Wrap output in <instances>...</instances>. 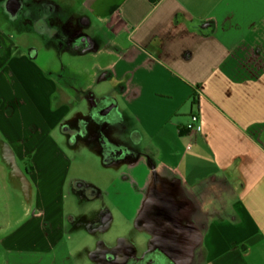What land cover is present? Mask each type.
Returning a JSON list of instances; mask_svg holds the SVG:
<instances>
[{"label":"crops","instance_id":"0c3cea01","mask_svg":"<svg viewBox=\"0 0 264 264\" xmlns=\"http://www.w3.org/2000/svg\"><path fill=\"white\" fill-rule=\"evenodd\" d=\"M41 1L81 21L72 56L90 67L75 68L79 88L63 86L16 53L6 14L37 24L39 0H0V264H70L62 239L71 158L53 133L83 130L81 118L67 119L96 81L109 85L91 106L111 100L119 144L134 137L142 152L127 165L136 213L161 181H174L175 222L183 233L193 226L196 264H264V0ZM193 113L200 132L185 128ZM8 188L31 198L9 230Z\"/></svg>","mask_w":264,"mask_h":264},{"label":"rangeland","instance_id":"374dc122","mask_svg":"<svg viewBox=\"0 0 264 264\" xmlns=\"http://www.w3.org/2000/svg\"><path fill=\"white\" fill-rule=\"evenodd\" d=\"M35 5L41 7L35 12L39 18L37 24L33 23V16L32 21L24 20L23 11L14 19L6 14L4 27L16 42L15 52H26L61 85L79 88L84 79L73 73L75 68L81 65L90 67L89 60L72 56L78 51L72 36L83 28L81 21L68 22L61 10L47 12L41 0ZM108 85L105 81H96L86 97L78 99L75 96L76 104L67 122L72 125L75 119L81 118L83 130L67 135L60 127L53 133L71 158L64 189L62 239L63 253L70 264H123L127 250L132 251L135 258L142 259L167 240L160 236L163 227L144 210L136 213L140 195L128 181L130 158L112 156V146L126 141L119 122L111 115L99 118L91 106V98L99 100ZM169 145L172 149L181 147L178 142ZM172 157L166 154L162 159L168 161ZM136 170L140 172L142 166ZM7 193L12 198L9 224L5 228L9 230L26 219L25 207L31 198L11 188Z\"/></svg>","mask_w":264,"mask_h":264},{"label":"flooded vegetation","instance_id":"af4514ba","mask_svg":"<svg viewBox=\"0 0 264 264\" xmlns=\"http://www.w3.org/2000/svg\"><path fill=\"white\" fill-rule=\"evenodd\" d=\"M83 39L84 36L81 33L72 36V41L75 44ZM112 105L111 100L94 102L93 111L99 118H107L110 115L114 118ZM131 140L129 144L113 145L111 148L112 156L115 158L129 157L130 160H136L142 152L136 148L137 140L134 137ZM144 155L149 164L154 166L152 156ZM174 189V181L168 183L161 181V189L151 195L150 200L143 208L155 223L163 227L164 230L160 236L166 237L169 240L168 244L165 247L158 246L156 250L146 253L142 259L135 258L133 252L127 250L123 264H196L194 246L197 240L193 234V226L190 227V231L183 233L175 222V215L181 211L182 204L175 200ZM187 210L195 212V207L189 204Z\"/></svg>","mask_w":264,"mask_h":264},{"label":"built area","instance_id":"2783aa9c","mask_svg":"<svg viewBox=\"0 0 264 264\" xmlns=\"http://www.w3.org/2000/svg\"><path fill=\"white\" fill-rule=\"evenodd\" d=\"M154 2H159L160 0H153ZM185 128L191 132H200L202 130V125L199 121V115L196 113L191 114L190 121L185 125ZM190 148V146H188Z\"/></svg>","mask_w":264,"mask_h":264},{"label":"trees","instance_id":"16d2710c","mask_svg":"<svg viewBox=\"0 0 264 264\" xmlns=\"http://www.w3.org/2000/svg\"><path fill=\"white\" fill-rule=\"evenodd\" d=\"M192 104L194 105L195 103H196V100H197V95H196V93H193V95H192ZM30 157V156H29Z\"/></svg>","mask_w":264,"mask_h":264}]
</instances>
